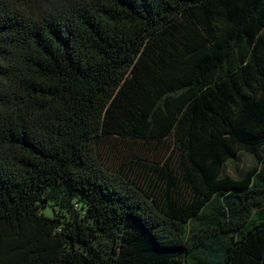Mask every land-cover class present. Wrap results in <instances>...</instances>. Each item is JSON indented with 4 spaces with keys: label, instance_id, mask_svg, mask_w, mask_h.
I'll return each mask as SVG.
<instances>
[{
    "label": "trees",
    "instance_id": "trees-1",
    "mask_svg": "<svg viewBox=\"0 0 264 264\" xmlns=\"http://www.w3.org/2000/svg\"><path fill=\"white\" fill-rule=\"evenodd\" d=\"M0 264H264V0H0Z\"/></svg>",
    "mask_w": 264,
    "mask_h": 264
},
{
    "label": "rangeland",
    "instance_id": "rangeland-1",
    "mask_svg": "<svg viewBox=\"0 0 264 264\" xmlns=\"http://www.w3.org/2000/svg\"><path fill=\"white\" fill-rule=\"evenodd\" d=\"M254 164V158L247 153L239 154L236 160L228 161L225 164L224 171L229 174H235L236 172L239 173L242 169L247 170Z\"/></svg>",
    "mask_w": 264,
    "mask_h": 264
}]
</instances>
